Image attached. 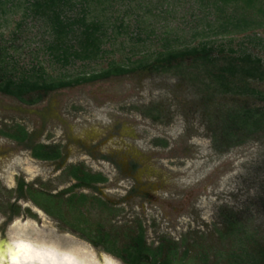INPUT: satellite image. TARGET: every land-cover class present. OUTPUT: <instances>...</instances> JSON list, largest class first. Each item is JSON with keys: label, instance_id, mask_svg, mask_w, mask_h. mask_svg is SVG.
<instances>
[{"label": "trees", "instance_id": "obj_1", "mask_svg": "<svg viewBox=\"0 0 264 264\" xmlns=\"http://www.w3.org/2000/svg\"><path fill=\"white\" fill-rule=\"evenodd\" d=\"M15 7L22 19L31 15L42 21L49 69L41 61L20 63L11 54L16 48L0 33L1 93L33 104L50 91L114 75L171 73L192 84L205 102L220 95L232 99L212 113L205 108L215 150L223 152L264 133V88L258 85L264 83V54L253 50L264 48V0H0V18ZM76 63L80 65L74 68ZM144 112L153 119L161 116L157 106ZM3 133L18 140L29 135L19 123ZM152 142L167 145L162 137ZM32 154L53 158L59 152L37 146ZM82 172L75 174L81 180L76 184L95 187L107 179L99 172ZM29 195L62 218L61 203L66 204L75 220L68 223L94 243L116 250L128 264H264V232L249 228L232 208L220 213L215 242L201 235L174 239L161 233L154 243L146 240L140 219L120 230L104 229L101 221L88 224L82 210L87 201L113 209L98 194L72 192L63 198L30 190Z\"/></svg>", "mask_w": 264, "mask_h": 264}, {"label": "rangeland", "instance_id": "obj_2", "mask_svg": "<svg viewBox=\"0 0 264 264\" xmlns=\"http://www.w3.org/2000/svg\"><path fill=\"white\" fill-rule=\"evenodd\" d=\"M21 16V9L15 7L5 19L0 18L2 38L16 48H11V54L20 63L41 61L48 68V56L42 48L48 35L42 21L31 15ZM19 20L21 26L16 28ZM131 31L135 32V27ZM253 50L264 54V48ZM79 65L76 63L74 68ZM258 85L264 88V83ZM231 102L229 96L221 95L205 102L192 84L171 73L134 72L62 87L33 104L0 92V121L23 123L35 133L36 140L53 136L55 140H84L91 145L105 140L98 150H107L106 144L118 140L133 142L134 147H130L146 165L134 178L123 176L120 168L92 156V165L100 166L108 177L100 184L99 195L111 198L118 211L110 216L92 205L84 208L87 216L107 218L109 223L125 229L134 226L138 218L148 242L155 243L161 233L174 239L183 234L201 235L215 242L214 228L221 225L220 213L226 209L237 210L249 228L264 232V133L219 152L213 147L205 117V108L212 113ZM149 106L158 107V119L144 112ZM153 137L165 138L167 145L154 144ZM74 146L76 149L78 144ZM26 166L31 177L38 171L47 173V168L28 158ZM7 179L12 185V173ZM131 185L140 186L139 192H130ZM21 202L38 213L21 211L15 217L31 222L29 218L37 220L40 215L44 224L61 227L36 210L28 198ZM0 216L6 214L0 211Z\"/></svg>", "mask_w": 264, "mask_h": 264}, {"label": "flooded vegetation", "instance_id": "obj_3", "mask_svg": "<svg viewBox=\"0 0 264 264\" xmlns=\"http://www.w3.org/2000/svg\"><path fill=\"white\" fill-rule=\"evenodd\" d=\"M0 123H3L0 124V130H2L0 131V211L6 214L4 217L0 216V264H128L116 250L108 249L102 243H94L68 223L75 220L70 211L66 212V204L61 203L65 209L63 213L65 218L50 214L32 199L29 191L39 190L63 198L72 192L87 194L91 191L92 194L99 195L102 193L100 184L107 182L108 177L100 166L95 168L92 165V156L100 159L101 162H109L111 166L120 168L123 176L134 178L146 167L143 157L135 148L130 147H134L135 144L129 140H118L119 143L106 144L107 150H98V145L101 146L105 140H100L93 145L84 140H55L53 136L36 140L35 133H30L19 121H11L9 124L0 121ZM17 123L23 125L29 133L23 140L14 139L3 133V131L10 132L11 126ZM74 143L78 144L76 149ZM37 146L48 153L58 151L59 155L53 158L36 157L32 151ZM85 154L90 157L87 159ZM27 158L39 164L42 169L47 168V173L38 171L31 177V172L26 166ZM123 166H126L125 170ZM82 170L89 173L99 172L107 179L103 182H95V187L83 183L76 184L80 179L76 178L75 174L82 175ZM9 173H12L14 181L10 186L8 183L11 180L7 179ZM58 181L59 183H55ZM139 188L140 186L131 185L130 192H139ZM147 195H151V192L147 191ZM26 198L36 210L49 216L57 226L60 225L62 228L44 224L43 217L40 215L36 216L37 220L29 218L31 222L26 221L25 218L15 217L21 211L32 215L38 213L33 211L28 203L21 202ZM102 198L108 200L113 208L111 211L107 208L103 210L110 216L116 214L117 204L109 197ZM90 206V200L82 206L88 224L101 221L104 229L117 227L109 223L107 218L98 220L88 217L84 208L89 209ZM14 208H17V212L13 211ZM65 229L72 232H64ZM117 229L120 230L119 227Z\"/></svg>", "mask_w": 264, "mask_h": 264}]
</instances>
